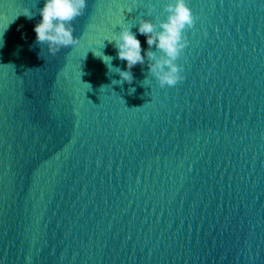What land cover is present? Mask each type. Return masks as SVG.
I'll return each mask as SVG.
<instances>
[{"label": "water", "instance_id": "1", "mask_svg": "<svg viewBox=\"0 0 264 264\" xmlns=\"http://www.w3.org/2000/svg\"><path fill=\"white\" fill-rule=\"evenodd\" d=\"M163 2L88 0L49 55L0 0V264H264V0H188L184 79L113 84L94 53Z\"/></svg>", "mask_w": 264, "mask_h": 264}, {"label": "clouds", "instance_id": "2", "mask_svg": "<svg viewBox=\"0 0 264 264\" xmlns=\"http://www.w3.org/2000/svg\"><path fill=\"white\" fill-rule=\"evenodd\" d=\"M87 4L88 0H43L38 9L40 19L33 26L35 43L40 48L46 46L49 55H55L63 47L74 46L78 38L74 35L72 22L84 13ZM163 10L166 13L165 18L154 22L140 16L134 24L121 25L118 33L114 32L105 39L113 43L116 58L126 62L125 68L114 67L113 57L105 55L101 50L94 53L109 72L119 74L120 80H113V84L131 83L134 79L132 69L137 64L143 65L145 60L149 74L161 88L175 86L184 79V67L177 61L189 43L186 30L194 26L197 16L188 0H164ZM22 14L28 19L34 15L30 8H26ZM133 26L136 27V32L132 31ZM137 34L145 37L147 48H142ZM153 45L156 51L152 50ZM143 83L147 85L150 81L145 79ZM134 91V88L129 89L130 93Z\"/></svg>", "mask_w": 264, "mask_h": 264}]
</instances>
